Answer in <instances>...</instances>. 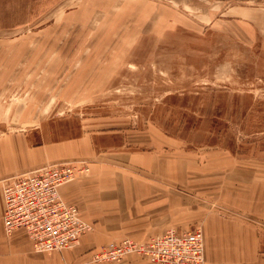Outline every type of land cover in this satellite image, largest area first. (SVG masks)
<instances>
[{
    "label": "rangeland",
    "instance_id": "obj_1",
    "mask_svg": "<svg viewBox=\"0 0 264 264\" xmlns=\"http://www.w3.org/2000/svg\"><path fill=\"white\" fill-rule=\"evenodd\" d=\"M77 1L0 0V131H155L191 167L194 196L248 219L244 196L264 180L262 41Z\"/></svg>",
    "mask_w": 264,
    "mask_h": 264
},
{
    "label": "crops",
    "instance_id": "obj_2",
    "mask_svg": "<svg viewBox=\"0 0 264 264\" xmlns=\"http://www.w3.org/2000/svg\"><path fill=\"white\" fill-rule=\"evenodd\" d=\"M83 1L74 7L80 8ZM107 1L124 10H153L156 19L151 24L190 26L196 31L231 28L264 44V0L96 2ZM151 132L87 128L64 137L47 124L0 131V264H153L136 255L96 263L92 255L126 238L144 243L169 229L189 231L197 223L204 234V264H264L260 251L264 249V180H257L244 196L249 202L248 219L214 212L210 204L214 196H194L191 167L177 160L172 139ZM66 161H83L89 167L87 176L62 186L60 194L65 202L78 206L93 230L73 249L37 252L25 230L5 233L3 185L13 175Z\"/></svg>",
    "mask_w": 264,
    "mask_h": 264
},
{
    "label": "built area",
    "instance_id": "obj_3",
    "mask_svg": "<svg viewBox=\"0 0 264 264\" xmlns=\"http://www.w3.org/2000/svg\"><path fill=\"white\" fill-rule=\"evenodd\" d=\"M88 171L83 161H66L7 178L2 189L5 233L11 236L25 230L34 250L42 253L78 246L93 226L82 219L78 206L62 199L60 189ZM128 255L146 258L153 264H204L203 230L195 227L180 233L169 229L144 243L126 238L102 248L92 259L112 263Z\"/></svg>",
    "mask_w": 264,
    "mask_h": 264
}]
</instances>
